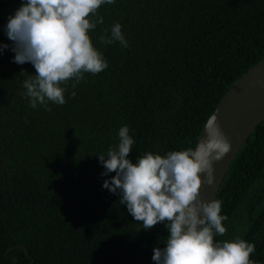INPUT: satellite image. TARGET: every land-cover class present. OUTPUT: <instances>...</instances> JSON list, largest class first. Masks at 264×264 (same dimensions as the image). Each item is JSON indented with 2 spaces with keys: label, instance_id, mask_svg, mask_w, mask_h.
I'll list each match as a JSON object with an SVG mask.
<instances>
[{
  "label": "trees",
  "instance_id": "obj_1",
  "mask_svg": "<svg viewBox=\"0 0 264 264\" xmlns=\"http://www.w3.org/2000/svg\"><path fill=\"white\" fill-rule=\"evenodd\" d=\"M23 0H0V264H154L164 223L149 230L103 187L115 172L98 155L119 143L133 162L147 152L195 149L228 89L264 59V0H114L89 31L108 67L65 88L66 103L30 107L35 75L13 62L8 18ZM97 16L90 19L95 21ZM119 23L128 47L104 44ZM73 84H76L73 88ZM76 95L73 97L72 92ZM226 233L255 244L264 264V120L244 142L220 187Z\"/></svg>",
  "mask_w": 264,
  "mask_h": 264
},
{
  "label": "clouds",
  "instance_id": "obj_2",
  "mask_svg": "<svg viewBox=\"0 0 264 264\" xmlns=\"http://www.w3.org/2000/svg\"><path fill=\"white\" fill-rule=\"evenodd\" d=\"M114 0H23L8 18L6 34L13 42V62L31 63L35 75L23 82L30 107L48 102L66 103L61 87L69 80L79 83L84 73L98 74L108 67L103 55L93 46L89 31L103 24L98 9ZM92 16H97L93 21ZM116 23L99 37L100 42H119L128 47ZM8 45L0 46V52ZM75 88L76 84L72 85ZM74 97L76 93L73 91ZM211 117L207 136L195 149L169 151L166 155L147 152L135 162L129 159L134 144L129 128L119 129V143L109 147L107 156L98 155L105 172H115L103 187L120 194L119 203L144 230L164 223L168 236L164 247H154V264H258L250 259L255 244L236 238L216 241L226 227L221 215L222 201L201 199V188L215 183L213 163L220 160L231 145L214 125Z\"/></svg>",
  "mask_w": 264,
  "mask_h": 264
},
{
  "label": "water",
  "instance_id": "obj_3",
  "mask_svg": "<svg viewBox=\"0 0 264 264\" xmlns=\"http://www.w3.org/2000/svg\"><path fill=\"white\" fill-rule=\"evenodd\" d=\"M211 117H215V127L230 143L231 148L220 160L213 163L215 183L211 186L205 184L200 191L201 199L205 201L216 199L238 151L264 120V59L228 89ZM208 121L201 131L196 147L208 134Z\"/></svg>",
  "mask_w": 264,
  "mask_h": 264
}]
</instances>
